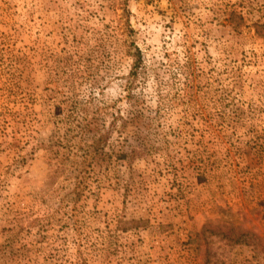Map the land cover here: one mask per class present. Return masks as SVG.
<instances>
[{
  "label": "rangeland",
  "instance_id": "1",
  "mask_svg": "<svg viewBox=\"0 0 264 264\" xmlns=\"http://www.w3.org/2000/svg\"><path fill=\"white\" fill-rule=\"evenodd\" d=\"M0 264H264V0H0Z\"/></svg>",
  "mask_w": 264,
  "mask_h": 264
},
{
  "label": "trees",
  "instance_id": "2",
  "mask_svg": "<svg viewBox=\"0 0 264 264\" xmlns=\"http://www.w3.org/2000/svg\"><path fill=\"white\" fill-rule=\"evenodd\" d=\"M125 3H126V1H125ZM125 3H123L122 5H121V7H122V16L124 17V16H126V14L128 13L127 12V10H126V8H125ZM233 13H231V15H232ZM239 18L240 19H242V17L241 16H239ZM125 29H126V31L125 32H127V33H130L131 31H130V29H129V27H128V24H127V27H125ZM134 47V52H132V50L129 48V46H127V54L132 58V60H133V63H132V66H131V70H130V72H129V75H131V76H133V75H135V72L137 71V69L140 67V63H141V57H140V51L138 50V48L136 47V46H133ZM139 70V69H138ZM136 226V225H135ZM122 228H124V227H122ZM204 232H205V228L202 230V232L201 233H199L198 235H196V237H199V238H201L203 235H204ZM245 235V234H244ZM197 248H199V242H197Z\"/></svg>",
  "mask_w": 264,
  "mask_h": 264
}]
</instances>
